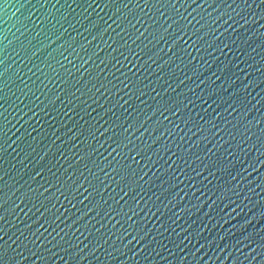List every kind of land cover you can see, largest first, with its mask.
<instances>
[{
  "label": "water",
  "instance_id": "1",
  "mask_svg": "<svg viewBox=\"0 0 264 264\" xmlns=\"http://www.w3.org/2000/svg\"><path fill=\"white\" fill-rule=\"evenodd\" d=\"M0 264H264V0H0Z\"/></svg>",
  "mask_w": 264,
  "mask_h": 264
}]
</instances>
